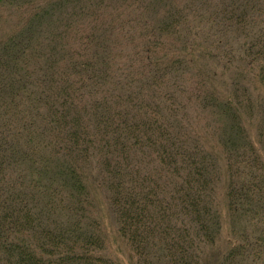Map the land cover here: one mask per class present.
<instances>
[{"label": "trees", "instance_id": "obj_1", "mask_svg": "<svg viewBox=\"0 0 264 264\" xmlns=\"http://www.w3.org/2000/svg\"><path fill=\"white\" fill-rule=\"evenodd\" d=\"M1 6L0 264H264V0Z\"/></svg>", "mask_w": 264, "mask_h": 264}, {"label": "rangeland", "instance_id": "obj_2", "mask_svg": "<svg viewBox=\"0 0 264 264\" xmlns=\"http://www.w3.org/2000/svg\"><path fill=\"white\" fill-rule=\"evenodd\" d=\"M3 11L4 9L1 6L0 15L3 13ZM0 25H1V17H0ZM205 116H201L202 119H200L199 122L204 124L210 118V117L206 118ZM221 187L222 184H220V187L218 188L219 190H218L217 202L219 203L220 209L221 210L223 209L222 211L224 212L225 215L226 202ZM97 204L99 209V213H98L99 220L101 221L107 236V253L111 255L114 259H116L119 264H127L129 260V253L124 243L118 237L117 225L115 220L112 219L111 213L109 211V205L107 203L106 196L104 194H102L101 196H97ZM224 239L228 242L229 240L228 232H225L223 240Z\"/></svg>", "mask_w": 264, "mask_h": 264}]
</instances>
